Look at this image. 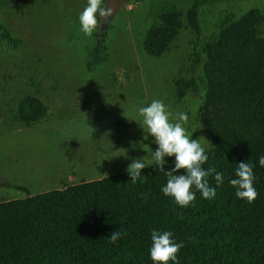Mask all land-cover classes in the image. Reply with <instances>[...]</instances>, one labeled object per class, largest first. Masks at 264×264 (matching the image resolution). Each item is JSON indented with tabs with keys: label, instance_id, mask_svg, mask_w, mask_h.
<instances>
[{
	"label": "trees",
	"instance_id": "1",
	"mask_svg": "<svg viewBox=\"0 0 264 264\" xmlns=\"http://www.w3.org/2000/svg\"><path fill=\"white\" fill-rule=\"evenodd\" d=\"M218 1L193 0L186 16L172 2L157 4L145 53L160 58L169 52L185 17L199 34V10ZM263 25L258 9L238 19L229 14L205 48L207 94L199 117L215 147L205 149L208 160L202 167L224 177L214 199H203L197 191L195 200L180 208L160 191L167 178L153 163L135 184L125 172L1 203L0 264H152L148 249L153 229L171 231L183 241L179 264H264V167L257 161L264 155ZM101 37L89 69L107 61L105 35ZM6 38L12 41L8 33ZM176 87L181 100L196 89V82L182 78ZM18 111L27 126L49 117L48 107L34 96L26 97ZM164 159L168 170L174 157ZM248 160L255 165L257 193L251 203L237 199L228 184L235 165ZM213 175L207 179L216 187ZM117 230L121 238L110 244L107 239Z\"/></svg>",
	"mask_w": 264,
	"mask_h": 264
},
{
	"label": "rangeland",
	"instance_id": "2",
	"mask_svg": "<svg viewBox=\"0 0 264 264\" xmlns=\"http://www.w3.org/2000/svg\"><path fill=\"white\" fill-rule=\"evenodd\" d=\"M192 1L125 0L110 20L98 17L97 29L86 36L77 21L86 0H0V204L125 173L133 159L146 157V165L153 164L150 155L157 146L152 137L144 139L137 115L153 99L163 101L173 123L179 112L186 113L191 139L199 138L206 150L215 147L199 117L207 94L205 48L227 15L238 19L258 9L264 16V0L206 5L199 10V34L185 17L170 51L148 56L143 43L154 23L153 8L172 2L186 16ZM260 33L264 36V25ZM102 34L107 61L89 69ZM182 78L195 80L196 89L180 100L176 83ZM28 96L49 109V117L32 126L18 119ZM110 159L114 163L107 173L100 167L86 170V180L64 178L63 169L74 161L83 168Z\"/></svg>",
	"mask_w": 264,
	"mask_h": 264
},
{
	"label": "clouds",
	"instance_id": "3",
	"mask_svg": "<svg viewBox=\"0 0 264 264\" xmlns=\"http://www.w3.org/2000/svg\"><path fill=\"white\" fill-rule=\"evenodd\" d=\"M112 14L111 8L102 6V0H86L85 7L77 16L80 31L86 36L92 35L97 29L98 17L106 22ZM137 115L141 119L144 139L152 137V143L157 146L151 151L150 159L167 178L160 189L162 194L180 208L188 207L195 200L197 191L203 199H214L216 188L223 183L224 177L221 172L213 168L202 167L207 162L208 155L199 138L191 139L187 134L184 127L188 120L187 114L179 112L175 118L176 122L173 123L170 120L172 113L163 101L153 99L147 106L139 107ZM134 146L132 145L133 148ZM165 157H174L172 166L168 170L163 167L168 163ZM145 158L133 159L126 169L133 184L138 179H144L141 171L148 167ZM257 161L260 167H264V155L258 156ZM254 167L255 165L249 160L241 161L235 165L233 178L228 179V184L234 189L236 198L246 203H251L257 195L254 187ZM180 170H183V174H177ZM213 173L216 187L210 186L207 179ZM121 235L120 230L114 231L107 241L115 244ZM150 241L148 258L152 264H179L177 253L184 247V243L178 242L173 232L153 229L150 233Z\"/></svg>",
	"mask_w": 264,
	"mask_h": 264
},
{
	"label": "crops",
	"instance_id": "4",
	"mask_svg": "<svg viewBox=\"0 0 264 264\" xmlns=\"http://www.w3.org/2000/svg\"><path fill=\"white\" fill-rule=\"evenodd\" d=\"M110 160L112 161V159H110ZM112 163H114V162L113 161L112 162H108V161L105 160L104 163H102L101 165H99L97 161H94L93 162V165H92L94 167H92L91 165H88L87 167H83L82 168V167H80L79 161H74L73 164H72L73 165L72 167H69L68 166L67 168H64L63 169V172L65 173L64 178L66 180H68V181H70V180H76V179H78V180L85 179L86 180V178H84L86 176L84 174H87L86 173V170L87 171H90V172H95V171H99V168L101 167V169H102L101 172L102 173H107L113 167ZM72 172H73V174H77V176L76 175H71ZM113 175H116V174H113ZM113 175H110V176H113ZM105 177H109V176H102L99 179H103ZM83 182H87V181H83ZM83 182H78V183H75V184H69V185H66V186L64 184V186H62L63 187L62 189L66 188V187H69V186L77 185V184H80V183H83Z\"/></svg>",
	"mask_w": 264,
	"mask_h": 264
},
{
	"label": "water",
	"instance_id": "5",
	"mask_svg": "<svg viewBox=\"0 0 264 264\" xmlns=\"http://www.w3.org/2000/svg\"><path fill=\"white\" fill-rule=\"evenodd\" d=\"M125 0H109L107 7L113 10L112 16L109 18H113L115 14L124 6Z\"/></svg>",
	"mask_w": 264,
	"mask_h": 264
}]
</instances>
